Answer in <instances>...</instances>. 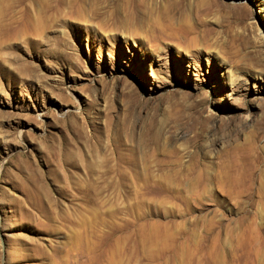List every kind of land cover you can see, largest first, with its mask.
Returning <instances> with one entry per match:
<instances>
[{"label":"rangeland","instance_id":"1","mask_svg":"<svg viewBox=\"0 0 264 264\" xmlns=\"http://www.w3.org/2000/svg\"><path fill=\"white\" fill-rule=\"evenodd\" d=\"M0 264H264V0H0Z\"/></svg>","mask_w":264,"mask_h":264}]
</instances>
